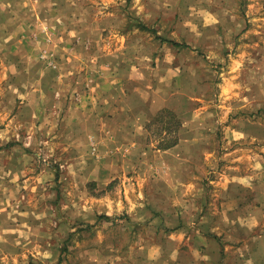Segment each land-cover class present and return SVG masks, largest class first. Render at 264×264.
Returning a JSON list of instances; mask_svg holds the SVG:
<instances>
[{
    "label": "rangeland",
    "instance_id": "374dc122",
    "mask_svg": "<svg viewBox=\"0 0 264 264\" xmlns=\"http://www.w3.org/2000/svg\"><path fill=\"white\" fill-rule=\"evenodd\" d=\"M3 1H13V18L20 20L18 29L14 23L10 25L9 18V23L4 21L0 25L3 33L14 29L21 38V47L35 50L30 57L21 54L17 58L10 57V54L2 51L7 50L15 40L5 42V36H0V66L2 62L7 64L12 60H15L16 65L13 69L7 66L6 70L12 72L8 71L6 77L0 79V99H4L5 103L0 104V129L3 128L7 136L4 137V143H19L28 148L32 146L29 153L36 157L35 161L41 170L34 162L35 166L29 162L26 165L30 169L28 174L36 176V170L38 173L48 170L49 178L54 179L52 184L48 182V188L42 185L41 189L52 196L34 201L38 205L36 211L43 215V211L48 210L50 213L46 212L47 218H44L38 230L34 225L35 232L29 242L30 238L26 237L28 226L21 225L18 219L20 215H17L21 211L18 203L23 201L24 193L19 198L21 189L18 192L15 188L17 192H12L13 186L24 188L26 178L15 176L13 186L10 179H4L2 198L9 197V201L4 198L1 201L0 196V204L5 206L0 210V264H79L84 251L90 252L86 248L96 245L100 253L129 256L136 242L152 238L155 234L147 224L139 225V228L128 227L129 219L122 215V210L126 208L122 203L126 202L124 195L128 184L120 183L119 179L108 186L97 185L91 180L85 182L92 178L90 172L94 168L89 167L91 163L102 161L107 156L106 148H99L96 144L95 149L94 138H89L91 144L87 152L72 147L71 143H67L63 149L52 146L45 150V126L50 130V139H54L62 117L58 107L62 94L52 83L67 85V100L80 101L83 98L80 97L81 90L73 89L74 85L80 86L82 82L83 89H88L95 82H104L106 86L109 83L107 80L111 82L116 77L117 82H120L125 77L126 87L139 88L147 101L150 98L148 87L159 80L157 77L175 76L180 83L178 99L194 94L199 105L204 106L205 112L200 113L201 121L198 124L208 133L204 140L211 151V163L204 172L199 168V175L211 192L218 187V181L226 169L224 167L236 163L242 145L248 144L235 137L234 129L240 124L235 122L238 114L264 123V88L252 87L254 93L251 96L256 98L254 103L238 107L237 102L241 98H250L251 75L249 72L238 75L233 67L239 43H242L247 54L255 53L256 58L264 53V18L260 17L264 14H255L256 18L252 19L251 12L253 4L262 0ZM76 49H82L84 55L75 58ZM253 62L249 60L246 63ZM107 66H112L113 72H107ZM236 75L246 80L244 97L235 93ZM227 78L232 79L230 84L234 88L230 94L222 92L220 86ZM29 80L40 88V92L48 93L45 95L50 105L47 113L40 112L41 108L37 104H26L28 95H22L31 86L27 85ZM128 80L140 84H131ZM17 82L24 84L25 88L21 90L23 94L16 96L14 103L10 104V98L15 96L10 93L8 83ZM43 104L40 106L45 108ZM32 108L35 112L39 111L38 115L35 113L34 119ZM178 112L160 110L154 115L146 126L150 132L148 144L153 142L157 145L165 127H171L173 136L165 138L161 144H168L175 139L174 134L181 124L176 119ZM103 128L106 130V125ZM259 145L264 146V140H260ZM259 154L264 158V151ZM203 156L201 151L198 152L195 161L202 162ZM134 175L135 172L126 174L128 177ZM34 183L31 177L29 186ZM58 194H61L62 208L66 212V227L62 225V218L59 219L52 212L57 205L55 198ZM22 211L25 214L24 208ZM91 211L100 216L94 224L87 223L85 216L82 221L78 220L77 216L82 214L80 212L85 215ZM30 214L33 215L31 211ZM58 231L65 239L57 257H50L54 251L43 246L59 241ZM16 244H22L23 248H17Z\"/></svg>",
    "mask_w": 264,
    "mask_h": 264
},
{
    "label": "crops",
    "instance_id": "0c3cea01",
    "mask_svg": "<svg viewBox=\"0 0 264 264\" xmlns=\"http://www.w3.org/2000/svg\"><path fill=\"white\" fill-rule=\"evenodd\" d=\"M12 3L13 1L0 0V25L4 21L9 23V18L10 25L14 23L18 29L20 20L13 18ZM252 9V19L256 18L255 14H264V0L254 3ZM260 17L264 18V15ZM0 36H5V42L15 40L14 44L10 43L7 50L2 51L4 54H10V57L17 58L18 54L30 57L35 51L32 48L21 47V38L14 29L10 28L3 33V28L0 26ZM240 40L242 41V36ZM238 45L240 48L235 53L237 57H234L233 66L235 73L240 75L249 72L251 88H264V53L256 58L255 53L247 54L242 48V43ZM82 55H84L82 49L75 50V58ZM249 60L254 61L253 64H247ZM14 62L13 60L7 64L2 62L0 79L6 77L8 71L12 72V70L7 71L6 68L8 66L13 69L16 66ZM106 69L107 72H113L112 66H107ZM161 77L162 75L157 77L160 81H154L148 87L150 98L147 101L139 88L126 87L125 77L123 82H117L116 77L111 82L107 80L109 83L106 86L104 82H95L89 85L88 89H83L82 82L80 86L74 85L73 89L81 90L80 97L83 98L80 101L67 100L69 88L67 85L51 84L53 87H58L62 94L58 105L62 117L54 139H50L52 137L50 130L46 129L47 125L45 126L43 130L45 150L52 146L63 149L67 143H71L72 147H78L81 151L87 152L91 144L89 138H94L95 149H97L96 144L99 148H106L107 156L102 161L91 163L89 167L94 168L90 172L92 178L86 179L85 182L91 180L97 185L108 186L119 179L120 183L128 184L124 195L126 202L122 203L126 206L122 210V215L129 219L128 227L139 228L142 224H147V227L155 233L152 238L136 242L135 249L129 256L100 253L97 251L98 245L88 247L86 250L90 252L84 251L79 264H264V158L259 154L264 151V146L259 145L260 140H264V123L244 114H238L235 122L240 124H237L234 129L235 137L248 144L242 145L239 151L241 155L239 154V160L236 163L224 167L226 169L218 181V187L211 192L199 175V168L204 172L211 163L209 160L211 151L204 140L208 133L198 124L201 121L200 113L205 112L204 106L199 105L197 96L194 94L184 95L178 99L180 83L177 78L175 76ZM230 81L232 79L227 78L220 85L222 92L230 94L229 92L234 89ZM234 81L236 82L235 93L244 97L246 80L236 75ZM128 82L131 83V80ZM8 84L10 93L12 96L14 93L15 96L10 98L11 104L16 100V96L23 94L21 90L24 84L18 82ZM27 85L31 86L22 95H28L26 104H37L41 108L40 112L47 113L50 105L47 104L46 101L49 98H45V95L48 93L40 92V88L30 80ZM252 93H254L253 88L249 99L241 98V101L237 102L238 107L252 105L256 99L251 96ZM189 103L191 105L187 106ZM0 104H5L4 99H0ZM42 104L45 108L40 106ZM33 109L32 119L35 118V113L39 114V111L35 112ZM160 110L170 112L179 110L176 119L180 120L181 124L176 129L175 139L168 144L165 142L161 144L165 138L173 136L171 127H165L159 135L160 140L157 146L153 142L147 143L150 132L146 126ZM46 113H44L45 117L43 114L44 120ZM104 125L106 130L103 128ZM4 137H7L6 131L1 128V201H4L3 198L9 201V197L2 198L4 179H10L13 186L15 176H24L26 178L23 183L24 188L18 185L13 186L12 192H17L15 188L18 192L21 189L19 198L21 193H24L23 201L18 203V207L21 211L24 208L25 214L20 211L17 215H20L18 217L20 224L28 226L26 237L30 238L29 242L35 232L34 225L36 224L38 230L44 218H47L46 212L50 213L48 210L46 212L42 210L43 215L36 211L38 205L34 201H41L43 197H49L47 195L52 196L48 191L43 192L41 189L42 185L48 188V182L52 184L51 181L54 178H49L51 176L48 170L40 171V173L36 170L35 173L38 175H29L30 169L26 166L29 162L33 166L36 164L38 170H41L40 165L35 161L36 157H32L29 153V148L32 149V146L28 148L19 143L6 145ZM200 151L204 154L203 161L196 162V154ZM41 164L44 163L41 162ZM131 172H135L133 177L126 176ZM31 177L35 183L30 187L28 183ZM60 196L61 194L56 196L57 205L53 207L52 212L59 219L62 218V225L66 227V212L62 208ZM4 208L5 206L0 204V210ZM30 211L33 215H29ZM80 213L82 214L77 216L80 221L84 216L86 222L92 224L100 219V216L93 211L86 212L85 215L83 212ZM109 218L115 217L109 216ZM45 221L47 222V219ZM74 222L76 223L77 220ZM59 232H57L59 241L43 246L44 249L54 251L50 257H57L65 239V236L61 237ZM16 247L23 248L22 244H16Z\"/></svg>",
    "mask_w": 264,
    "mask_h": 264
},
{
    "label": "trees",
    "instance_id": "16d2710c",
    "mask_svg": "<svg viewBox=\"0 0 264 264\" xmlns=\"http://www.w3.org/2000/svg\"><path fill=\"white\" fill-rule=\"evenodd\" d=\"M141 26H142V25H141ZM142 27H144V26H142ZM172 43L176 44L177 42H174V41H173Z\"/></svg>",
    "mask_w": 264,
    "mask_h": 264
}]
</instances>
